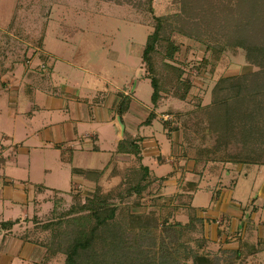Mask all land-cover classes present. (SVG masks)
Here are the masks:
<instances>
[{"label": "crops", "instance_id": "1", "mask_svg": "<svg viewBox=\"0 0 264 264\" xmlns=\"http://www.w3.org/2000/svg\"><path fill=\"white\" fill-rule=\"evenodd\" d=\"M49 56L53 61L43 74L21 64L0 66V224L16 221L0 229V264H50L46 248L20 233L23 221L50 208L53 196H67L74 187L90 191L103 176L113 179L114 168L134 158L161 181L162 195L186 198L170 201L180 210L169 212L170 220L187 223L192 208L206 240L224 241L239 231L243 236L257 216L264 224V179L256 177L264 165L204 163L189 155L157 115L146 120L156 112L146 110L139 85L131 89L117 59L96 58L92 69L70 56ZM122 95L130 100L119 114ZM124 139L137 144V157L118 151ZM197 163L210 175L194 177Z\"/></svg>", "mask_w": 264, "mask_h": 264}, {"label": "rangeland", "instance_id": "2", "mask_svg": "<svg viewBox=\"0 0 264 264\" xmlns=\"http://www.w3.org/2000/svg\"><path fill=\"white\" fill-rule=\"evenodd\" d=\"M181 6L178 0H0V66L3 70L10 65L21 64L34 73L43 74L53 61L49 53L54 57L70 56L73 63L92 69L100 60L108 63L117 59L116 67L122 74H128L126 82L132 86L131 89L136 90V85H139L137 96L146 110L156 112L154 115L158 116L161 126L171 136L180 139L185 152L200 158L213 157L211 155L215 153L218 158L224 154L206 115L214 95L212 89L219 78L234 77L257 67L245 60L241 48L223 46L222 34L226 23H221L217 17L209 19L207 12L204 14L198 8ZM197 6L206 8V3L200 1ZM156 18H161L162 34L168 35L177 48L169 64L182 70V75L178 83L169 81L168 68L160 59L165 49L164 42H161L163 45L157 48L155 60L156 70L163 76V84L160 99L153 105L150 101L151 86L145 77L148 75L147 67L141 63L140 54L147 35L155 29ZM207 46L216 48V57L211 55L212 50ZM96 58H99L97 62ZM142 73L145 80L139 77ZM185 82L190 83V88L184 99H180ZM155 126L160 129L158 123ZM227 152H234V147L229 146ZM137 163L134 158L124 163L121 169L114 168L111 173L113 179L103 176L90 191L74 187L67 196H53L51 207L35 219L24 220L21 227H25L20 229V233L48 247L51 230H43L41 224L58 220L71 206L91 198L97 188V192L108 194V202L117 203L123 214L127 212L137 216L133 222L143 223L147 228L144 231L148 230L149 234L156 231V239L159 240L157 231L160 227L174 221L170 220L169 212L177 208H173L171 202L179 204L186 198L178 195L170 200L162 195L161 181H155L150 175L142 178ZM260 168L261 172L256 174L259 181L264 179V167ZM201 173L209 174L204 172L202 164L197 163L194 177ZM215 173H212L214 178ZM141 187L139 193L134 191ZM123 218L128 219V216L124 214ZM256 219L254 224L247 226L243 236L238 234L239 231L224 241L203 237L205 241L202 242L197 239L202 236L201 229L195 228L182 236L184 242L179 246V253L182 255L184 249L190 248L217 257L218 264H264V224L259 222V216ZM225 243L234 247L242 243L255 244L261 250L248 254L244 248L240 258L229 260L231 255L222 252ZM64 259V254L57 253L50 258V264H64Z\"/></svg>", "mask_w": 264, "mask_h": 264}, {"label": "trees", "instance_id": "3", "mask_svg": "<svg viewBox=\"0 0 264 264\" xmlns=\"http://www.w3.org/2000/svg\"><path fill=\"white\" fill-rule=\"evenodd\" d=\"M200 1L206 8L197 6ZM182 8H198L207 12L206 17H217L226 23L223 46L241 48L245 60L257 69L234 77L219 78L212 89L213 99L207 106V122L218 139V146L224 156L201 158L207 161H223L234 164L264 165V0H178ZM193 4H189V3ZM216 3V4H213ZM192 5V6H191ZM213 8V9H212ZM211 9V10H210ZM210 10V11H209ZM194 12V9H191ZM203 15L202 17H204ZM221 18L223 20H221ZM152 33L147 35L141 53V63L147 67L152 89L150 101L153 105L160 99L163 76L156 70L155 56L157 48L164 42L165 49L161 63L168 68L169 81L181 79L182 70L169 64L177 48L168 35L162 34L161 18ZM216 19V18H215ZM211 21V20H210ZM214 21V20H213ZM213 57L217 56L216 48L207 46ZM205 60V59H204ZM190 83L185 82V90L180 99L188 92ZM129 98L122 95L118 113L122 114L129 105ZM154 114L147 116L149 122ZM229 146L234 152H227ZM118 151L130 153L137 157L138 146L131 140L124 139L118 143ZM141 177L147 176V168L139 166ZM145 187V186H143ZM141 188L134 191H141ZM95 190L91 198L83 203L71 206L58 220L46 221L41 224L43 230H51L50 244L45 249L44 260L55 254H64V264H218L217 257H211L203 251L184 249L179 253L180 245L185 236L192 230L201 229V220L190 214L188 222L178 221L164 223L160 230L159 240L156 231L149 234L141 222L134 223L137 216L126 214L117 203L108 202V194ZM129 192V190H127ZM171 200V198H169ZM173 199V198H172ZM35 219V216L32 217ZM16 221L0 224V229L10 228ZM201 232V231H200ZM148 238V239H147ZM205 241L203 236L197 238ZM149 241V242H148ZM147 242V243H146ZM202 243H200L201 246ZM146 246V247H145ZM246 248L248 254L258 252L255 244L242 243L236 248L222 249L234 260L240 258ZM261 248V247H260ZM189 261V263L187 262Z\"/></svg>", "mask_w": 264, "mask_h": 264}]
</instances>
